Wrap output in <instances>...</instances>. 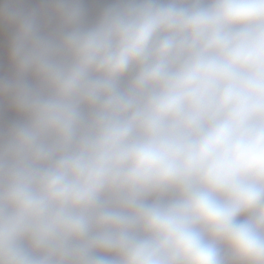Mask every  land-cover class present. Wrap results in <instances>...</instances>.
I'll use <instances>...</instances> for the list:
<instances>
[{"label":"clouds","instance_id":"9594fccd","mask_svg":"<svg viewBox=\"0 0 264 264\" xmlns=\"http://www.w3.org/2000/svg\"><path fill=\"white\" fill-rule=\"evenodd\" d=\"M48 2L0 8V264H264V0Z\"/></svg>","mask_w":264,"mask_h":264},{"label":"trees","instance_id":"16d2710c","mask_svg":"<svg viewBox=\"0 0 264 264\" xmlns=\"http://www.w3.org/2000/svg\"><path fill=\"white\" fill-rule=\"evenodd\" d=\"M5 0H0V8L12 9V6L6 5ZM82 6L86 9L85 22L91 24L100 15L104 7L108 6L111 3V0H81ZM52 5L44 0H17L16 9L24 12H36L38 15V22L41 27L44 25L53 24L52 21L47 20L45 11L46 8L51 7ZM15 32V26L6 20H0V43L3 44L9 51L10 42L12 36ZM13 66L9 60L8 70L6 78H11L13 76ZM10 112L8 108L7 100L0 101V115L5 119L6 115ZM12 121V120H11Z\"/></svg>","mask_w":264,"mask_h":264},{"label":"rangeland","instance_id":"374dc122","mask_svg":"<svg viewBox=\"0 0 264 264\" xmlns=\"http://www.w3.org/2000/svg\"><path fill=\"white\" fill-rule=\"evenodd\" d=\"M16 1L17 0H5L4 2L6 3L7 6L8 4L9 6H12V9H16ZM44 1H47V0H44ZM46 10L47 11H45V13H46L47 20L52 21L53 24L44 25L43 27H41V29L42 31L46 33H51L56 30L58 26V22L56 18L54 17V15L52 14V6L49 7V10L48 8H46ZM8 65H9V51L3 44L0 43V77H6ZM18 119H20L18 114L10 109V112L6 115L3 121H0V123L11 121V120L14 121Z\"/></svg>","mask_w":264,"mask_h":264},{"label":"built area","instance_id":"2783aa9c","mask_svg":"<svg viewBox=\"0 0 264 264\" xmlns=\"http://www.w3.org/2000/svg\"><path fill=\"white\" fill-rule=\"evenodd\" d=\"M240 219H244V217H240Z\"/></svg>","mask_w":264,"mask_h":264}]
</instances>
